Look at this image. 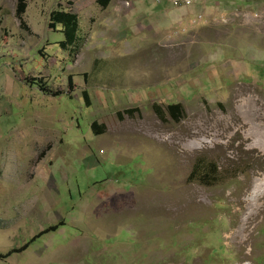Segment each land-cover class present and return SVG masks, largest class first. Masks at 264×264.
<instances>
[{"label": "rangeland", "instance_id": "374dc122", "mask_svg": "<svg viewBox=\"0 0 264 264\" xmlns=\"http://www.w3.org/2000/svg\"><path fill=\"white\" fill-rule=\"evenodd\" d=\"M23 4L0 0V264H264V152L230 116L264 113V0Z\"/></svg>", "mask_w": 264, "mask_h": 264}, {"label": "bare ground", "instance_id": "6f19581e", "mask_svg": "<svg viewBox=\"0 0 264 264\" xmlns=\"http://www.w3.org/2000/svg\"><path fill=\"white\" fill-rule=\"evenodd\" d=\"M247 104L249 105V108L245 112L247 118H245L244 122H239L240 119L237 118L236 116L233 117V115H231V114H230V116H231V118H233V120H232L233 122L236 121L238 123H241L243 128H249V130L247 131L246 136H245L246 140H250V139L256 137V140L253 142V145L251 146V149L252 150L260 149L262 152H264V124H262L260 126H253V124H252V123H256V122H258L260 120H262L264 122V113L260 114L261 108H260V106L257 104V102L253 98L249 99L248 101L246 100V102L241 106V109H245ZM226 125H228V123ZM250 126H251V128H250ZM225 128H229V127L225 126ZM161 143H160V145H163ZM202 144H204L203 141H201V142H193L190 145V147H188V148L190 150H195L194 148H199ZM256 189H257V191L253 195V198H254L253 202L254 203L253 204L251 203V206L253 208V212H252L251 217H250V219H255V221L257 219H259V217L264 215V208H259L258 204H257L258 203L257 202L258 199L261 198L263 196V194H264V181H261L260 183H257ZM195 198H196V195L191 194V195H187L183 200H181V202H177L176 205H177V213H178V215H180L181 213H184V211L186 209H188V208L190 209V206H192V204L195 203ZM185 199H187V200H185ZM183 201H185V204L184 203L182 204ZM183 215H185V213ZM251 236H252V233H251V235L245 237L242 240V244L244 245V244H247L248 242H251L252 241L251 240Z\"/></svg>", "mask_w": 264, "mask_h": 264}, {"label": "trees", "instance_id": "16d2710c", "mask_svg": "<svg viewBox=\"0 0 264 264\" xmlns=\"http://www.w3.org/2000/svg\"><path fill=\"white\" fill-rule=\"evenodd\" d=\"M98 3L103 8H108V6L111 3V0H98ZM18 16H20L24 12V4L23 0H18ZM51 28H54L56 26H61L63 28V33L66 36V41L61 43L60 46L63 48L66 45H73L74 40L76 38L77 32H78V17L74 13L68 12H59L55 11L51 14ZM168 112L176 116V114H181V106L180 105H170L168 107ZM96 124H93V128H95ZM216 173V172H215ZM214 173V174H215ZM207 176H210V174H207Z\"/></svg>", "mask_w": 264, "mask_h": 264}, {"label": "built area", "instance_id": "2783aa9c", "mask_svg": "<svg viewBox=\"0 0 264 264\" xmlns=\"http://www.w3.org/2000/svg\"><path fill=\"white\" fill-rule=\"evenodd\" d=\"M156 3H165L172 8H190L196 5L201 0H154ZM129 6V5H127ZM203 21V16H199L198 18L192 21V26L199 25Z\"/></svg>", "mask_w": 264, "mask_h": 264}, {"label": "crops", "instance_id": "0c3cea01", "mask_svg": "<svg viewBox=\"0 0 264 264\" xmlns=\"http://www.w3.org/2000/svg\"><path fill=\"white\" fill-rule=\"evenodd\" d=\"M201 3H202V5H206L207 3H208V0H201ZM124 6H125V3H124ZM219 6V5H218ZM181 24V23H180Z\"/></svg>", "mask_w": 264, "mask_h": 264}]
</instances>
